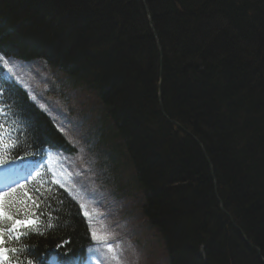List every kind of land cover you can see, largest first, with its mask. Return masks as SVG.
Here are the masks:
<instances>
[{
    "label": "trees",
    "instance_id": "1",
    "mask_svg": "<svg viewBox=\"0 0 264 264\" xmlns=\"http://www.w3.org/2000/svg\"><path fill=\"white\" fill-rule=\"evenodd\" d=\"M145 4L163 56V111L202 143L231 219L219 208L204 153L161 112L160 53L142 0H0V57L43 59L96 93L134 166L143 215L163 237L169 264H263L264 0ZM0 126L6 163L44 148L74 151L1 73ZM5 200L14 219L36 223L11 231L13 221H0V248L7 250L0 264H46L53 256L83 263L76 256L92 244L91 226L47 171Z\"/></svg>",
    "mask_w": 264,
    "mask_h": 264
},
{
    "label": "rangeland",
    "instance_id": "2",
    "mask_svg": "<svg viewBox=\"0 0 264 264\" xmlns=\"http://www.w3.org/2000/svg\"><path fill=\"white\" fill-rule=\"evenodd\" d=\"M46 67L43 59L33 64L0 60L6 80H14L28 93L74 150H49L46 170L53 184L80 206L91 226L86 264H169L163 237L143 215L144 194L132 179L134 166L99 97ZM93 232L99 234L96 240Z\"/></svg>",
    "mask_w": 264,
    "mask_h": 264
},
{
    "label": "water",
    "instance_id": "3",
    "mask_svg": "<svg viewBox=\"0 0 264 264\" xmlns=\"http://www.w3.org/2000/svg\"><path fill=\"white\" fill-rule=\"evenodd\" d=\"M142 2H143V5H144V8H145L146 17H147V20H148L149 27H150V29H151L153 35H154V38H155V44H156V46H157V48H158V50H159V53H160V55H159V64H160V67H159V80H158V89H157V98H158L159 107H160V109H161V112H162L163 116H164L169 122L174 123L176 126H178L180 129H182L184 132H186L187 134L191 135V134H190L189 132H187L185 129L181 128L180 125H179L178 123L169 120V119H168V116H167V115L164 113V111H163V104H162V97H161V85H162L161 71H162V60H163V56H162V54H161V47H160V45H159V43H158L157 35H156V32H155L154 27H153V25H152L151 16H150V13H149V11H148V8H147V6H146V4H145V0H142ZM191 137H192L193 140L198 144V146L200 147V149L202 150V152H203L204 155H205V151H204V149H203V145H202V143H201L196 137H194V136H192V135H191ZM205 157H206V159H207V161H208V164H209L210 174H211V176L213 177V188H214L215 197H216V199H217L218 202H219V208H220V210H221L225 215L228 216L229 219H231V217L228 215L227 211L223 208V204H222L221 200L219 199V197H218V195H217V190H216V180L214 179V176H213L212 166H211V164L209 163V160H208V158H207L206 155H205ZM235 227H236V226H235ZM236 228H237V227H236ZM237 229H238V228H237ZM238 230H239V229H238ZM239 232H240V234H241L243 240H244L247 244H249V243H248V240H247V238H246V236L242 233V231L239 230ZM249 245H250V244H249ZM250 246L253 247V248L256 250V252H257L258 254H260V250H259L257 247L252 246V245H250ZM259 257H260L261 262L264 264V258H263L262 256H259Z\"/></svg>",
    "mask_w": 264,
    "mask_h": 264
},
{
    "label": "snow or ice",
    "instance_id": "4",
    "mask_svg": "<svg viewBox=\"0 0 264 264\" xmlns=\"http://www.w3.org/2000/svg\"><path fill=\"white\" fill-rule=\"evenodd\" d=\"M2 59H3V57H0V60H2ZM0 127H2V126H0ZM0 143H2V136H0ZM4 163H6V161L2 157H0V164H4ZM21 187H23V185H21ZM12 191H15V189H12ZM7 195H9V193H5L4 191L0 190V221H3L5 219L13 221L11 231H15L18 227H28V226H31V225H35V223H36L35 220L14 219V216L12 214H10V212L5 207V204H6L5 197ZM86 215H87V213H86ZM2 235H3V233H2V231H0V238H2ZM98 235H99L98 233L93 232L92 233L93 239L96 240L98 238ZM14 239L19 240L20 237L16 236ZM2 242H3L2 239H0V243H2ZM108 250L112 251V246L110 244L108 245ZM5 251H7V250L0 248V258H2L3 260H7V257L3 255V253ZM10 251L16 252L18 250L13 248ZM115 258L116 257H113V259H115ZM28 264H32V261H28Z\"/></svg>",
    "mask_w": 264,
    "mask_h": 264
}]
</instances>
